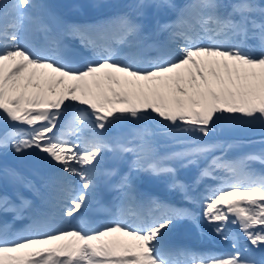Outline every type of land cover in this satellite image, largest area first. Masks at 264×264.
Instances as JSON below:
<instances>
[{
  "label": "snow or ice",
  "instance_id": "6c2138e0",
  "mask_svg": "<svg viewBox=\"0 0 264 264\" xmlns=\"http://www.w3.org/2000/svg\"><path fill=\"white\" fill-rule=\"evenodd\" d=\"M126 7L76 22L37 0H0V153L35 152L51 169L38 186L0 167V178L40 199L0 191V214L29 221H0V264H264L250 247L264 246V148L230 157L239 142L213 138L259 127L264 145V0ZM147 8L175 17L145 31ZM66 37L91 56L70 58ZM107 153L131 156L128 170L104 168ZM190 167L191 184L179 175ZM145 175L163 178L182 203L141 193ZM101 185L116 193L115 210L91 221ZM201 217L231 251L169 242Z\"/></svg>",
  "mask_w": 264,
  "mask_h": 264
},
{
  "label": "rangeland",
  "instance_id": "374dc122",
  "mask_svg": "<svg viewBox=\"0 0 264 264\" xmlns=\"http://www.w3.org/2000/svg\"><path fill=\"white\" fill-rule=\"evenodd\" d=\"M253 131H260L261 129L259 127L256 128H251V129H247V130H241V131H227L228 133H243V134H247V133H251ZM218 133V131L216 132V134ZM262 138V136H259L257 138H249L248 140L245 139H240V140H236V139H226V138H216V139H221V140H236L239 142V147L237 149H234L232 151H230L228 153V155H239L241 153H246V152H252V151H259L261 148H264V145L259 143V140ZM258 164H255L253 166H257ZM188 169H192L194 171L192 175V178H194V175L196 176L197 173V169L194 167H190V168H184V170H188ZM180 171H183V168L179 169ZM196 173V174H195ZM237 230H239V228L237 226H235Z\"/></svg>",
  "mask_w": 264,
  "mask_h": 264
},
{
  "label": "bare ground",
  "instance_id": "6f19581e",
  "mask_svg": "<svg viewBox=\"0 0 264 264\" xmlns=\"http://www.w3.org/2000/svg\"><path fill=\"white\" fill-rule=\"evenodd\" d=\"M133 2V0H112V4H117V5H119V7H123V8H125V9H127V7H126V5H128V4H130V3H132ZM150 9L151 8H147V9H145L144 10V15H147L148 17H151V18H153V19H157V20H159V19H163V16L160 14V10H157V12H158V14L156 15L155 13H156V11L154 10L152 13H153V16H151V14H150ZM159 21H161V20H159ZM3 160H0V162H2ZM157 181H158V183L159 184H162L163 183V178H161V179H156Z\"/></svg>",
  "mask_w": 264,
  "mask_h": 264
}]
</instances>
